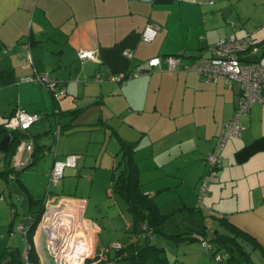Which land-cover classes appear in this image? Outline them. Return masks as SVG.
Returning <instances> with one entry per match:
<instances>
[{
  "label": "crops",
  "instance_id": "1",
  "mask_svg": "<svg viewBox=\"0 0 264 264\" xmlns=\"http://www.w3.org/2000/svg\"><path fill=\"white\" fill-rule=\"evenodd\" d=\"M148 25L158 31L151 43L141 39ZM231 36L249 37L259 47L258 58L264 60V0H0V125L19 108L40 118L24 133V139L34 145L33 163L15 179L6 181L0 175L6 183H17L9 185V206L0 207L6 213V221L0 223V256L10 249L24 250L19 227L31 226L38 210L32 202L44 198L55 160L67 155L81 159L77 168L64 173L56 188L60 196L84 202L85 222L95 232L94 248L102 251L130 242L131 216L124 210V201L110 193L119 150L112 156L109 178L97 183V162L87 161L84 154L92 138L89 134L78 140L79 127L89 132L103 130V140L110 144L114 139L118 147L119 140L137 142L135 160L142 190L168 216L165 234L204 232L209 242L216 232L231 236L227 226H232L264 250V101L240 117L241 135L223 147L218 181L210 186L197 211L207 158L215 152L223 124L233 118L239 87L208 82L183 68L169 71L166 62V57L177 56L182 67L190 66ZM80 50L94 51L95 58L80 61ZM125 51L132 53L130 59ZM152 58H160L161 70L124 83L111 80L136 71ZM41 73H49L56 92L64 90L65 94L57 96L27 81ZM3 156L0 152L1 170ZM34 165V172H24ZM85 169L89 174L83 179L90 189L88 197H81L76 195L77 182L74 191L71 186ZM18 187L25 194L19 206L12 202ZM17 206L23 216L19 223ZM123 234L127 235L125 243ZM164 236L166 245L174 247L200 243H177ZM244 245L251 252L250 264H264L261 250ZM163 246L158 248L171 264ZM32 247L38 264H52L45 239L36 230ZM254 252L260 255L252 256ZM108 254L115 255L110 250ZM143 264L154 263L148 259Z\"/></svg>",
  "mask_w": 264,
  "mask_h": 264
},
{
  "label": "built area",
  "instance_id": "2",
  "mask_svg": "<svg viewBox=\"0 0 264 264\" xmlns=\"http://www.w3.org/2000/svg\"><path fill=\"white\" fill-rule=\"evenodd\" d=\"M158 31L154 26L144 28L141 39L151 43L157 37ZM208 57L197 58L190 66L182 67L180 57H166L169 71H177L183 68L187 71L198 73L204 80L212 83L223 81L225 84L239 87V100L233 118L225 122L217 138L215 152L207 158V172L201 178L198 191L197 207H203V199L208 195L212 184L217 183V173L222 166L220 155L226 142L231 138L240 137L242 126L240 117L249 113L251 106L264 101L262 90L264 89V62L258 58L259 47L249 37L238 40L234 36L220 40L209 48ZM82 62L95 58L94 51L80 50L77 53ZM124 56L132 57L130 51H125ZM154 70H161L160 58H152L138 65L136 71L130 74L113 76L112 81L124 83L126 80L136 78ZM99 80V78L97 77ZM27 81L36 82L53 94L63 95L64 90L56 92V82L49 73L35 74L27 78ZM39 116L31 115L24 109H17L4 124V129L12 138L13 132H27L30 127L39 120ZM59 131H55L58 140ZM34 145L27 140H20L16 146L12 158V167L15 171L26 167L32 161ZM81 159L80 155H67L63 159H56L48 176V187L43 198V213L37 225L36 231L40 232L45 239V248L52 264H115L108 260L106 254L109 250L115 251L123 248V245L113 244L111 248L97 251L94 248V230L86 223L84 218V202L66 196L55 195L52 188L60 185L64 171L67 168L75 169ZM0 200H4L1 196ZM23 237L26 229L19 227ZM25 241V240H24ZM26 243V241H25ZM203 247L211 250L208 243ZM29 246H25L24 263L32 264L28 258ZM222 254L216 256L221 260Z\"/></svg>",
  "mask_w": 264,
  "mask_h": 264
},
{
  "label": "trees",
  "instance_id": "3",
  "mask_svg": "<svg viewBox=\"0 0 264 264\" xmlns=\"http://www.w3.org/2000/svg\"><path fill=\"white\" fill-rule=\"evenodd\" d=\"M7 134L4 124L0 125V142ZM11 135V146L3 156V170L0 171V175L6 181L15 179L18 172L23 169L15 171L11 163L16 146L20 140L24 139L25 135L21 132H13ZM119 143L120 159L112 171L110 193L126 204V211L132 219V228L130 242L123 245L122 249L117 250L113 258L106 254L108 260L115 264H143L151 259L154 264H169L163 249L152 243L151 238L155 233L166 235L177 243L180 241L207 243L208 240H206L204 232H188L174 236L164 233L163 225L168 216L162 215L152 197L142 190L139 170L135 160L137 142L128 143L119 140ZM33 161L29 162L28 165ZM33 204L38 207V210L33 213L35 216L32 218L31 226L26 229L24 240L29 246L28 258L32 264H38L37 256L32 247V239L43 213V199L35 200L32 202ZM195 209L197 211L201 210V208ZM224 224L226 223L224 222ZM227 228L232 234L231 236L219 235L216 232V236L208 242L211 246V250L208 252L216 262L221 264H250L251 252L246 249L244 244L250 245L252 251L259 249L264 253L263 248L258 246L253 239L232 226H227ZM218 254L224 255L219 261L216 260ZM23 255V250L17 248L7 250L0 256V264H23Z\"/></svg>",
  "mask_w": 264,
  "mask_h": 264
},
{
  "label": "rangeland",
  "instance_id": "4",
  "mask_svg": "<svg viewBox=\"0 0 264 264\" xmlns=\"http://www.w3.org/2000/svg\"><path fill=\"white\" fill-rule=\"evenodd\" d=\"M78 129H79V131L76 132V137L78 138V140H83L85 137L88 138L89 134L91 135L92 142L88 143L89 150L87 152H84V154H85V159L87 161L97 162V165H95V167H97V169H95L97 171L96 181H97V183L98 182L100 183V181H102V179L109 178L110 173L108 171L112 166V156L115 155V153L119 150V147L117 146V143L115 142L114 139H111L110 144L107 142L108 140H106V141L103 140V137L101 136V134H103V130L100 131V133H99L97 131L89 132V131H86L87 129L81 128V127H79ZM101 143H103V144H101ZM117 161H119V157L116 159V163H117ZM142 165H144V164H142ZM34 168H35V165L27 168L24 172H28V171L34 172V170H35ZM0 170H1V168H0ZM84 171H85L84 174H81L80 176L75 177V181L72 182L73 185L71 184V182H69V184L72 185L71 191H74L76 189L75 185H77V184L79 185V187L76 189L77 190V194H76L77 196L88 197L89 196L88 190L90 189V184L86 183L85 179L89 174V170L85 169ZM65 172L68 173L69 168L65 169L64 173ZM83 178H85V179H83ZM66 179L67 178H65L64 180H66ZM71 179H73V178H69V180H71ZM76 182H77V184H76ZM1 183L3 185V190L0 193H2L3 195L0 194V196L2 195L5 199V201L0 200V207L1 206H9V204H10V202L8 200V198H9V193H8L9 185L10 184H17V183L16 182L15 183H10V182L6 183L3 179L0 178V184ZM47 185H48V182H47ZM46 189H47V186H46ZM58 189L59 188H52L53 194L62 195L58 191ZM23 198H25V194L18 187V190H16L15 194H13L12 202L14 205L19 206L20 205L19 202H20V200L22 201ZM18 206H17V208L19 209V216L17 217V223H19L23 220L22 212L20 211V208ZM124 210L126 212V209H124ZM163 211L166 212V209L164 208ZM0 213H1L0 223H2L3 221H6V213H5V211H0ZM87 216H88V214H87ZM87 216H85V217H87ZM28 222L29 221H27V225L29 224ZM194 227L198 228V226H194ZM123 236L125 237V239H124V243H125L127 241V238H126L127 235L123 234ZM167 242L168 241H167L166 237L161 233H155L153 238H152V243L155 244L157 247H164L163 246V243H164L165 248H166V253H167L168 259H169L171 264H221V263L216 262L211 257L210 252H208L203 247V244L192 243V244H186V245L184 244L180 247H174L172 244L166 245ZM207 243H208V241H207ZM185 251L187 252V255H184ZM115 252L116 251L114 249L110 250L111 255H114ZM254 255L259 256L260 253L254 252V253H252V256H254Z\"/></svg>",
  "mask_w": 264,
  "mask_h": 264
},
{
  "label": "water",
  "instance_id": "5",
  "mask_svg": "<svg viewBox=\"0 0 264 264\" xmlns=\"http://www.w3.org/2000/svg\"><path fill=\"white\" fill-rule=\"evenodd\" d=\"M10 146H11V137L10 135H6L0 142V152L3 154L7 153Z\"/></svg>",
  "mask_w": 264,
  "mask_h": 264
}]
</instances>
